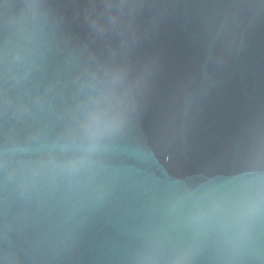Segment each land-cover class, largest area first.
I'll return each instance as SVG.
<instances>
[{
	"label": "water",
	"instance_id": "95a60500",
	"mask_svg": "<svg viewBox=\"0 0 264 264\" xmlns=\"http://www.w3.org/2000/svg\"><path fill=\"white\" fill-rule=\"evenodd\" d=\"M0 264H264V0H0Z\"/></svg>",
	"mask_w": 264,
	"mask_h": 264
}]
</instances>
